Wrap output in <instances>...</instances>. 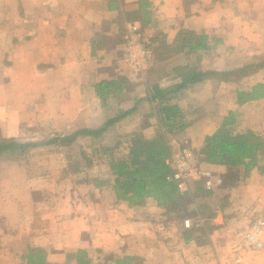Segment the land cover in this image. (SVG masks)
<instances>
[{
  "label": "crops",
  "instance_id": "obj_1",
  "mask_svg": "<svg viewBox=\"0 0 264 264\" xmlns=\"http://www.w3.org/2000/svg\"><path fill=\"white\" fill-rule=\"evenodd\" d=\"M132 21L144 70L124 59ZM229 115L264 140V0H0V264H263L245 234L264 221V147L250 166L202 161L213 185L178 186L180 209L119 197L111 166L93 174L77 148L121 126L106 162L165 134L168 163L186 144L201 155Z\"/></svg>",
  "mask_w": 264,
  "mask_h": 264
},
{
  "label": "trees",
  "instance_id": "obj_2",
  "mask_svg": "<svg viewBox=\"0 0 264 264\" xmlns=\"http://www.w3.org/2000/svg\"><path fill=\"white\" fill-rule=\"evenodd\" d=\"M106 84H109L108 81L99 84L100 95H103L101 87ZM241 97H243L242 94ZM116 118L118 116L109 119L100 128L77 129L72 134L63 137L61 141L63 143L72 142L81 134L98 137ZM231 118L232 115H229L221 128L206 137L201 158L206 162L233 164L243 163L249 158L250 162L247 165L250 166L255 162L258 151L264 147V140L252 130L241 134L231 133L227 127L232 121ZM13 143L12 145L8 144L7 147L17 144V142ZM107 151L108 149H105V153ZM170 152L171 145L165 134H160L152 139H134L129 158H111L110 160V166L116 175L117 195L138 201L153 196L164 205L173 201L179 203L180 200H183L182 204H178L177 207L183 208L185 199L177 198L180 195L178 184L176 180H170L169 177L172 169L166 158Z\"/></svg>",
  "mask_w": 264,
  "mask_h": 264
},
{
  "label": "built area",
  "instance_id": "obj_3",
  "mask_svg": "<svg viewBox=\"0 0 264 264\" xmlns=\"http://www.w3.org/2000/svg\"><path fill=\"white\" fill-rule=\"evenodd\" d=\"M125 39L124 59L140 70H144L148 64L150 50L143 37L141 26L137 22L132 21L128 24ZM168 163L172 169L171 178L176 180L178 186L181 187L183 191H188L189 184L193 179L205 178L207 187L213 185L212 171L202 167L199 155L193 147L188 144L172 150ZM204 220L205 218L201 215H196L192 218L187 217L184 220V225L186 227H197L202 225ZM263 226L264 221L261 219H257L252 224V229L248 230L245 234V239L249 244L257 248L264 247V240L261 236L264 231ZM237 264L244 263L237 261Z\"/></svg>",
  "mask_w": 264,
  "mask_h": 264
},
{
  "label": "rangeland",
  "instance_id": "obj_4",
  "mask_svg": "<svg viewBox=\"0 0 264 264\" xmlns=\"http://www.w3.org/2000/svg\"><path fill=\"white\" fill-rule=\"evenodd\" d=\"M123 135L125 134L121 131V126H117L109 130V133L105 138L79 140L77 142V148L79 147L82 150H86V152H88L89 154H91V152L93 151V157H91L90 160L87 159L86 157H83L81 159V162L82 163L94 162V164H96L95 165L96 168L93 174L100 173L103 168H110V161L108 160L109 158L111 159V157L107 158V162H106L105 156H107L106 155L107 153H105V149L108 150L113 149L114 151L116 149H119L120 148L119 144L121 142V139L123 138ZM199 157H200V161L202 162L203 160L201 158V155H199ZM199 193L200 196H206V193L204 191H200ZM190 198L191 197H186L185 201H189ZM182 202L183 200H180V202L177 203L175 207H178V204L181 205ZM185 205H188V202L185 203Z\"/></svg>",
  "mask_w": 264,
  "mask_h": 264
}]
</instances>
